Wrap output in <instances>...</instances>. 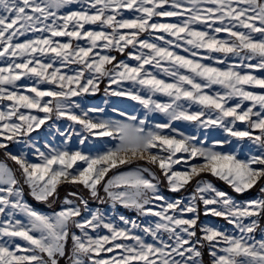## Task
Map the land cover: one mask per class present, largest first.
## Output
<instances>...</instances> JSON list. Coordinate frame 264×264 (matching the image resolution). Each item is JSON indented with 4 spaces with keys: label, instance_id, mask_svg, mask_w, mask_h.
<instances>
[{
    "label": "snow or ice",
    "instance_id": "1",
    "mask_svg": "<svg viewBox=\"0 0 264 264\" xmlns=\"http://www.w3.org/2000/svg\"><path fill=\"white\" fill-rule=\"evenodd\" d=\"M0 138V264H264V0H0Z\"/></svg>",
    "mask_w": 264,
    "mask_h": 264
},
{
    "label": "rangeland",
    "instance_id": "2",
    "mask_svg": "<svg viewBox=\"0 0 264 264\" xmlns=\"http://www.w3.org/2000/svg\"><path fill=\"white\" fill-rule=\"evenodd\" d=\"M170 19L173 22L175 21V18H170ZM179 51H183V50H179ZM158 74L161 76V78L165 77V74L163 72H159ZM124 86L127 87V86H130V85L127 82H125ZM103 87H104V84L102 83L100 85V89L101 90L99 92L86 94V101L87 102L84 104L85 107H104L105 108V113L107 115L114 116L116 118H120V117H119L118 113H113L112 112V108L113 107H119L121 110H128L130 112L131 111H136V112L142 114L143 108H142L141 105H139V103L137 101L132 100L130 97L116 96V95H111V94H109L106 97L105 93L103 91ZM113 87H117V86L113 85ZM156 98H161V97H160L159 94H157ZM105 99L108 100V103L106 105L104 104ZM153 115L157 118V120H163L162 114L154 113ZM56 122L62 128L66 127L67 124L69 123L66 118H61L60 120H58ZM173 123L175 124L176 122H173ZM237 123L240 124L241 122H237ZM180 126L182 128H184L185 130L189 131V132L193 131L192 129L187 128L186 125L183 124V122H181ZM77 129H79V125L78 124H77ZM36 131L39 132V130H36ZM258 131L259 130H253V132H255V133H258ZM212 135L216 136V137L227 136V134L224 133L218 127L213 129ZM0 139H3V138H0ZM49 139H51V137H49ZM236 140H237V138H232L233 146L235 145ZM245 141H247V138H245ZM71 144H72L73 147H76L78 145V140L74 137L73 140L71 141ZM244 146H246V145H242V147H244ZM83 147L85 149H87L89 147V145L86 144ZM0 159H6L4 157V155H3V151L2 150H0ZM7 162L9 163L10 166L15 167L14 162H12L11 160H8ZM211 179L213 180L214 184L219 189L228 192L229 195L233 196L237 200H246V199H249V198H254L257 195V192H256L255 189L247 190L245 193H242V194L241 193H236L223 180H220V179L215 178V177H211ZM65 191H66V189L62 188L61 189V195H63L65 193ZM161 191L163 192L164 195H166L169 198H174V196L176 195V194L168 191L166 188H163V187H162ZM84 194L87 195L86 192ZM27 199H28L29 203H32L34 207L40 209L41 211H49V209L43 203L34 201L32 199V197L28 196ZM159 203H161V202H159V201L156 202L157 206L159 205ZM90 204L93 207L100 206L102 208H107L108 209V213L107 214H109V215L111 214L112 210H111V208H110V206L108 204L97 205L96 202L92 201V200H90ZM117 212L120 213V214H124V215H126V216H128L130 218L131 217H136V219H137V221L139 223L151 222V221H146L145 217L137 215V213L134 210L125 209V208H123L120 205H117ZM201 218L202 219H207V220H209L211 222H214V223L222 224L225 227H229V228L231 227V225H228L227 222L224 221L222 218L214 217V216H211V215H209L207 218L203 217V215H202ZM259 237H260V233L257 232V238H259ZM204 260L205 261L209 260L207 251H205ZM61 264H64L63 260H61Z\"/></svg>",
    "mask_w": 264,
    "mask_h": 264
}]
</instances>
